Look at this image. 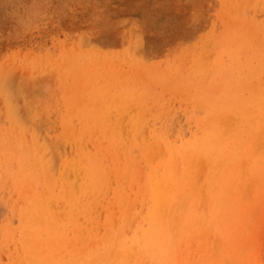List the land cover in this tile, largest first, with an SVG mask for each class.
Segmentation results:
<instances>
[{"label": "rangeland", "instance_id": "1", "mask_svg": "<svg viewBox=\"0 0 264 264\" xmlns=\"http://www.w3.org/2000/svg\"><path fill=\"white\" fill-rule=\"evenodd\" d=\"M263 92L264 0H0V264H121L124 242L148 229L152 169L164 174L171 156L178 164L173 150L195 136L219 141L220 167L241 192L228 201H261ZM146 121L142 147L137 124ZM43 145L55 154L53 173ZM89 158L102 185L80 195L69 170ZM212 165L211 155L196 158L192 192L173 210L172 223L191 195L192 214L206 216L202 232L183 229L179 264L220 259L223 247L225 263L239 264L221 224L208 227ZM258 208L244 228L257 226L249 246L263 258Z\"/></svg>", "mask_w": 264, "mask_h": 264}, {"label": "bare ground", "instance_id": "2", "mask_svg": "<svg viewBox=\"0 0 264 264\" xmlns=\"http://www.w3.org/2000/svg\"><path fill=\"white\" fill-rule=\"evenodd\" d=\"M150 124L151 122H147V121L144 124L139 122L137 124V138L138 140H141V142H143L142 147L149 144L148 134L151 129ZM218 146H219V141L215 137H213L212 134L206 135L205 137L195 136L194 139H192L191 141L182 144V146L177 149L178 150L177 152L173 150L174 148L171 146L170 143H168V147H169L168 149L170 151L172 150L174 151L172 155L177 153L178 155L177 158L179 159V163L178 164L175 163L174 159H172L173 156H171V160L169 161L167 169L164 172V174H160V171H158L156 167L152 169V172L149 177V187L152 194L151 209L149 211L148 217L146 218V221L148 223V229L145 230L143 234L139 233L135 235V237H133L132 240L124 242L123 248L125 254L121 264H179V259L177 258L179 251L177 250L176 247L178 244L177 240L184 233L183 229L189 228L190 230H192V232H199V233L202 232V230L204 229L206 216L205 214H201L203 213L202 211L198 212V210L194 211V213L192 214L191 207L193 205L192 202L195 201V197L193 198V196L191 195H189L188 198V200L190 199V202L188 201V203L184 205L185 209L180 211L174 223H172L171 220L173 215L172 213L177 203L181 201L182 197H185L187 199L186 196L187 191H189L190 193L192 192L190 189L187 190V186H188L187 178H189L187 177V172L189 167L191 168V165L196 161V158L202 155L203 153L208 154V156L211 155L212 164H213L211 166L212 171L210 172L208 177L209 183L207 188H208L209 196L211 197L212 201H214L216 204H215L214 212L212 213L210 224L208 226L209 229H212V226H214L215 223L221 224L220 228L223 229L222 235L227 239V243H226L227 248L229 249V247H231V249L235 252L237 258L239 259V264H262V261H264V257L260 258V257L252 256L255 250V246L254 244H251L249 246V243H252V241L254 240L252 239L250 241V237H251L250 234L253 233L252 231H255L257 229V226L255 228H249V230H247L246 228H244V222L248 220V225L250 223H254L252 218V215L254 213L253 210L258 208L259 204L260 205L264 204V198L260 201L261 196L256 197L255 203L253 202L250 203L249 205H246V203H242L239 200H237L236 203H231L232 199L231 201H228L230 200V196L232 198L233 195L234 197L239 198L241 192H238L235 188L236 186H234V181L232 180L234 175L230 174L228 169H224L223 167H220V161L218 159L221 156L217 151ZM42 148L43 150H42L41 159L43 160L45 166L47 167L46 170L53 173L54 170L56 169L55 154L52 151H49V147H47L46 145H43ZM84 150H86V148ZM89 155L90 152L87 154L85 153L84 157H88ZM159 157L160 156L158 155V158ZM131 165L128 167L125 174L127 175L131 174L133 170V167H131ZM94 166H95L94 160L89 158V159H84V161L82 162L78 161L75 165H73V167L71 166L72 168L69 170L71 173L69 178L74 179L73 187L75 189H78V193L80 195L88 194L85 191V189L89 190L90 182L95 184L96 187L95 192L98 191L97 187L99 185H102L101 184L102 179H100V177L103 176L104 173H102L100 177H98ZM220 171H222V173L219 175ZM258 173L262 177H264V169L260 170ZM140 174L142 175V173ZM131 178L134 188L136 189L139 185V187L142 189V192H145V187L142 186L144 177L142 176L137 178V176H135ZM81 182L82 184L79 185ZM83 189L84 192L82 191ZM226 202H229L228 204L231 203L230 211L227 212L225 211L226 213L223 215L222 210L224 209L225 206L223 204H226ZM100 203H102V201H100ZM234 210H237L239 212L238 214L239 216L238 218L236 216V219H233L235 216V214H233ZM231 219L232 221H229ZM119 223H120L119 214L118 213L113 214L112 217L110 218V226H109V228L112 230L113 236L118 232L117 230ZM259 223L260 221L258 222V224ZM131 228H133L132 224L131 226H129V228L126 231H128ZM210 231L207 233L209 238L213 236V233ZM248 231L250 232L246 234V232ZM223 248H224L223 251H221V254H219L220 259H214L210 257L207 253L204 256V260H203L205 261V264H226L225 257H223V254L226 253V251H225V247Z\"/></svg>", "mask_w": 264, "mask_h": 264}]
</instances>
